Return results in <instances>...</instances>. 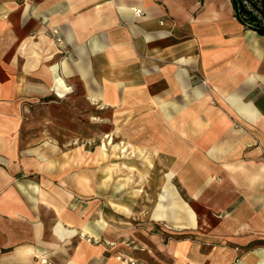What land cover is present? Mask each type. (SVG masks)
<instances>
[{
  "label": "crops",
  "instance_id": "0c3cea01",
  "mask_svg": "<svg viewBox=\"0 0 264 264\" xmlns=\"http://www.w3.org/2000/svg\"><path fill=\"white\" fill-rule=\"evenodd\" d=\"M61 108L178 179L187 236L148 264H264V37L231 0H0V264H121L56 199Z\"/></svg>",
  "mask_w": 264,
  "mask_h": 264
},
{
  "label": "rangeland",
  "instance_id": "374dc122",
  "mask_svg": "<svg viewBox=\"0 0 264 264\" xmlns=\"http://www.w3.org/2000/svg\"><path fill=\"white\" fill-rule=\"evenodd\" d=\"M51 35L66 53L58 31ZM84 114L87 123H79L78 110H59L57 117L77 123H44L38 131L39 146L58 155L56 199L87 221L89 243L109 247L106 254H117L121 264H148L156 247L168 248L187 236L179 226L178 179L153 176L154 163L122 136L113 137L111 123H96L94 111ZM159 206L165 207V218Z\"/></svg>",
  "mask_w": 264,
  "mask_h": 264
},
{
  "label": "trees",
  "instance_id": "16d2710c",
  "mask_svg": "<svg viewBox=\"0 0 264 264\" xmlns=\"http://www.w3.org/2000/svg\"><path fill=\"white\" fill-rule=\"evenodd\" d=\"M235 17L247 29L264 37V0H231Z\"/></svg>",
  "mask_w": 264,
  "mask_h": 264
},
{
  "label": "built area",
  "instance_id": "2783aa9c",
  "mask_svg": "<svg viewBox=\"0 0 264 264\" xmlns=\"http://www.w3.org/2000/svg\"><path fill=\"white\" fill-rule=\"evenodd\" d=\"M136 14L141 16L142 15V12L141 11H136ZM58 41H62L60 38L58 39Z\"/></svg>",
  "mask_w": 264,
  "mask_h": 264
}]
</instances>
